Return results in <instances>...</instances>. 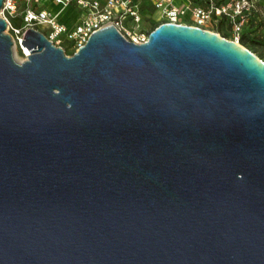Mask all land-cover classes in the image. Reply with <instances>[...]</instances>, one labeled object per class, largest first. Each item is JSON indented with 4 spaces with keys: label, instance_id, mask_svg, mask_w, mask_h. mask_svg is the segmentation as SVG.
<instances>
[{
    "label": "water",
    "instance_id": "obj_1",
    "mask_svg": "<svg viewBox=\"0 0 264 264\" xmlns=\"http://www.w3.org/2000/svg\"><path fill=\"white\" fill-rule=\"evenodd\" d=\"M4 0H0V12ZM0 17V264H264V61L114 25L73 55Z\"/></svg>",
    "mask_w": 264,
    "mask_h": 264
},
{
    "label": "built area",
    "instance_id": "obj_2",
    "mask_svg": "<svg viewBox=\"0 0 264 264\" xmlns=\"http://www.w3.org/2000/svg\"><path fill=\"white\" fill-rule=\"evenodd\" d=\"M185 6L176 4L175 0H154V6L161 12L162 23L186 24L210 30L212 22L226 17L232 23V39L240 44L243 26L249 15L255 10V0H228L217 5L216 0H182ZM60 7L53 11L42 0H4L1 9L11 32L14 43L19 44L25 57L22 38L26 30L34 28L42 31L52 43L64 49V45L76 51L85 45L89 36L106 27L114 25L129 41L137 44L148 40L149 34L139 30L143 19L141 7L137 0H51ZM205 4L202 5L201 3ZM74 6L80 14L76 23L70 27L61 19V12ZM21 15L23 23L14 27L11 17ZM131 23V27L128 26ZM161 23V24H162ZM211 31V30H210Z\"/></svg>",
    "mask_w": 264,
    "mask_h": 264
},
{
    "label": "rangeland",
    "instance_id": "obj_3",
    "mask_svg": "<svg viewBox=\"0 0 264 264\" xmlns=\"http://www.w3.org/2000/svg\"><path fill=\"white\" fill-rule=\"evenodd\" d=\"M42 1H43V3H45V5L47 4V5L52 6L51 0H42ZM137 1L139 2V5L141 7V11L143 14V19L140 23L139 30L148 32L153 25H157V24L162 23L163 18H162L161 12L158 9H156V7L154 6V0H137ZM175 2H176V4L180 5L181 7L185 6V3L181 0H175ZM255 2H256V8L253 11V14L251 17H252L253 24L256 27V32L253 33L251 35V37L259 36L257 39L262 41V39H264V0H255ZM203 4H205V3L203 2ZM53 5H55V4H53ZM54 9L58 10V9H60V7H56V8L54 7ZM79 14H80V12L74 6H71V7L67 8L61 12V19L68 26L72 27L76 23ZM3 16H4V14L0 13V17L3 18ZM229 25H230V22H228V25H225L223 32H218L215 29V27L214 28L209 27V29L211 31L219 34L220 36H222L228 40H231L232 39V30H231V27ZM128 26L131 27V23H128ZM248 30H249V25H246L245 31H248ZM6 32L11 34V32L7 29H6ZM66 46L64 45V50H65L66 55L71 56L76 52V50L73 47H70V46L66 47ZM260 47H261V51L264 53V45H260ZM20 49L21 48H20L19 44L14 43L13 54H14V57H15L17 62H22L26 59L22 49H21V51H22L23 55L19 54ZM262 60L264 61V56H263Z\"/></svg>",
    "mask_w": 264,
    "mask_h": 264
},
{
    "label": "trees",
    "instance_id": "obj_4",
    "mask_svg": "<svg viewBox=\"0 0 264 264\" xmlns=\"http://www.w3.org/2000/svg\"><path fill=\"white\" fill-rule=\"evenodd\" d=\"M197 0H194V2H196ZM228 0H216L217 5H222L224 3H226ZM202 5L203 2L201 3ZM252 14L249 15L247 22L244 24L243 26V32L241 34V38H240V44L243 45L244 47H246L247 49H249L250 51H252L253 53H255L259 58L263 59L264 53L261 51V47L260 45H264V39H262V41L258 40L257 37H251V35L253 33L256 32V27L253 24L252 21ZM251 21V22H250ZM228 22H230L226 17H222L221 19H218L217 22H212L211 23V28H214L218 31V32H223L225 25H228ZM11 23L14 27H19L22 25L23 20H22V16L21 15H16L15 17H11ZM160 24L157 25H153L151 27V29L148 31V34H150L156 27H158ZM246 25H249V30L245 31V27ZM231 30H232V23L230 22ZM69 45H67L66 47H68ZM19 54L23 55L21 49L19 50Z\"/></svg>",
    "mask_w": 264,
    "mask_h": 264
},
{
    "label": "crops",
    "instance_id": "obj_5",
    "mask_svg": "<svg viewBox=\"0 0 264 264\" xmlns=\"http://www.w3.org/2000/svg\"><path fill=\"white\" fill-rule=\"evenodd\" d=\"M181 1H182V0H181ZM51 5H52V6H50V5H49V6L51 7V9H52L53 11H59V10H60V9H58V10H55V9H54V7L56 8V7H59V6H57V5H53V4H51ZM53 6H54V7H53ZM63 11H64V10H63Z\"/></svg>",
    "mask_w": 264,
    "mask_h": 264
},
{
    "label": "bare ground",
    "instance_id": "obj_6",
    "mask_svg": "<svg viewBox=\"0 0 264 264\" xmlns=\"http://www.w3.org/2000/svg\"><path fill=\"white\" fill-rule=\"evenodd\" d=\"M24 49H25L26 55H30V51L26 47H24Z\"/></svg>",
    "mask_w": 264,
    "mask_h": 264
}]
</instances>
